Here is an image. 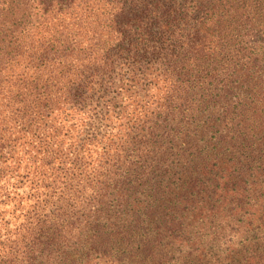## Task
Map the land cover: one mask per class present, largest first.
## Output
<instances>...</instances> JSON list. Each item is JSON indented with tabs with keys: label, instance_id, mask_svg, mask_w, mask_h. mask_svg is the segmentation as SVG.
I'll return each mask as SVG.
<instances>
[{
	"label": "trees",
	"instance_id": "16d2710c",
	"mask_svg": "<svg viewBox=\"0 0 264 264\" xmlns=\"http://www.w3.org/2000/svg\"><path fill=\"white\" fill-rule=\"evenodd\" d=\"M0 264H264V0H0Z\"/></svg>",
	"mask_w": 264,
	"mask_h": 264
}]
</instances>
